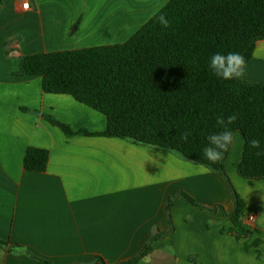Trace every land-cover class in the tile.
<instances>
[{"label": "crops", "instance_id": "0c3cea01", "mask_svg": "<svg viewBox=\"0 0 264 264\" xmlns=\"http://www.w3.org/2000/svg\"><path fill=\"white\" fill-rule=\"evenodd\" d=\"M170 0H0V264H121L157 233H166L170 198L185 192L205 208H235L226 180L205 166L150 146L104 136L107 118L65 94L43 90L39 76L15 75L23 56L127 42ZM28 2L27 9L23 3ZM243 80L264 82V40L256 43ZM29 147L49 152L45 172L24 169ZM240 133L225 161L245 202L249 245L231 233L222 209H201L178 197L175 230L138 264H264V180L238 172ZM254 219L250 221L249 219ZM100 264V263H98Z\"/></svg>", "mask_w": 264, "mask_h": 264}, {"label": "trees", "instance_id": "16d2710c", "mask_svg": "<svg viewBox=\"0 0 264 264\" xmlns=\"http://www.w3.org/2000/svg\"><path fill=\"white\" fill-rule=\"evenodd\" d=\"M160 14L171 20V27L159 25ZM260 40H264V0H170L125 43L21 58L15 75L39 76L44 92L70 95L107 118L106 130L93 134L74 132L47 116L67 137L119 138L173 152L220 174L233 194L235 208L227 213L222 206L205 208L179 192L168 201L169 231L154 235L139 254L121 264H138L152 252L154 242L175 230L170 213L178 197L201 209H222L233 224L231 233L244 242L246 250L258 245L248 243L245 202L226 174L231 147L217 164L203 158V148L207 136L220 131L217 116L238 114L230 128L243 139L239 175L249 182L264 180V156L258 157L250 147L251 139L257 138L264 148V82L224 81L209 67L210 57L217 52H239L247 64ZM186 131L191 135L184 142L181 135ZM49 157L47 150L29 147L24 169L43 173ZM7 246L0 240V248ZM20 253L38 264H53L26 249ZM98 263L106 261L97 256L90 264Z\"/></svg>", "mask_w": 264, "mask_h": 264}, {"label": "clouds", "instance_id": "9594fccd", "mask_svg": "<svg viewBox=\"0 0 264 264\" xmlns=\"http://www.w3.org/2000/svg\"><path fill=\"white\" fill-rule=\"evenodd\" d=\"M157 22L163 29L171 27V20L164 14L156 17ZM246 58L239 52H228L227 54L214 53L209 59V67L214 75L224 81L242 79L246 74ZM238 119V114H232L228 117L217 116L216 126L220 131L207 136V145L203 148V158L210 164L221 162L231 146L236 142L237 133L234 132L230 125ZM190 132L186 131L181 135V139L187 142ZM250 147L255 149V154L264 156V148L260 139L252 138ZM210 170V169H209Z\"/></svg>", "mask_w": 264, "mask_h": 264}, {"label": "built area", "instance_id": "2783aa9c", "mask_svg": "<svg viewBox=\"0 0 264 264\" xmlns=\"http://www.w3.org/2000/svg\"><path fill=\"white\" fill-rule=\"evenodd\" d=\"M28 6H29L28 2L23 3V7H24L25 9H27ZM253 219H254V218L251 217L249 220L252 221Z\"/></svg>", "mask_w": 264, "mask_h": 264}]
</instances>
